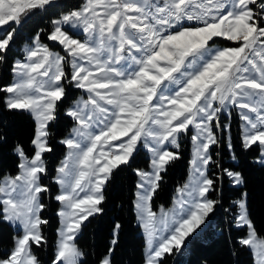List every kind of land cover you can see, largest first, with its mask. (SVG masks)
Listing matches in <instances>:
<instances>
[{"label":"snow or ice","instance_id":"1","mask_svg":"<svg viewBox=\"0 0 264 264\" xmlns=\"http://www.w3.org/2000/svg\"><path fill=\"white\" fill-rule=\"evenodd\" d=\"M57 4L0 0V66L12 75L10 84L0 85V106L29 112L36 121L32 154L14 145L18 173L0 179V222L19 229L0 264H40L31 249L47 243L45 154L53 151L50 127L71 88L88 95L64 110L72 127L60 140L67 154L55 169L62 227L52 264H82L78 232L90 216L103 212L106 185L116 170L131 167L141 148L151 153L148 170L132 169L139 177L135 207L147 235L145 264H163L166 256L182 253L214 214L221 201L211 193L225 179L244 183L240 171L212 155L220 143L214 129L229 128L221 125L222 112L237 110L241 148L255 151L254 162L264 165V0H86L51 20L47 32L36 31L22 57L11 60L19 29L36 11ZM215 38L237 46L213 47ZM190 129L193 175L177 190L173 209L157 220L151 201L180 158V138ZM227 147L235 161L230 140ZM213 167L218 171L210 172ZM234 208V226L249 229L237 243L253 249L264 264V242H255L246 199L234 201ZM120 227L114 226L113 246ZM113 250L97 264H111Z\"/></svg>","mask_w":264,"mask_h":264},{"label":"trees","instance_id":"2","mask_svg":"<svg viewBox=\"0 0 264 264\" xmlns=\"http://www.w3.org/2000/svg\"><path fill=\"white\" fill-rule=\"evenodd\" d=\"M84 0H62L57 5L46 11H36L19 29L16 44L17 48L30 38L36 31L51 29L50 21L57 18L62 12L79 8ZM46 41V40H45ZM13 46V47H14ZM16 54V51L13 50ZM14 59V55L10 56ZM11 81L10 68L0 66V85L9 84ZM73 97L69 96L60 104V114L57 121L50 127V145L53 149L46 154L49 159V176L53 174V163L57 162L63 155L64 148L57 142L63 138L72 125V121L64 115V110L69 106ZM222 121V119L220 120ZM35 122L31 115L21 112H10L0 106V138L5 143L0 144V179L5 175H15L17 168V157L12 152V147L20 144L28 155L32 154L31 140L34 137ZM236 160L231 159L232 153L226 146L225 135L220 140L219 146L212 148L214 159L222 162L226 167H234L240 171L244 183L235 187L227 179L219 185V191L212 192L214 199L221 203L211 214L206 225L194 234L186 244L185 249L178 255L166 256L163 264H177L182 258L183 264H253L250 250L241 246L237 241L246 237V228H236L233 217L237 209L234 201L239 200L246 193V202L249 218L252 221L255 234L264 240V165L254 162L257 153L255 151L245 152L240 144V130L238 119H233L230 125V137ZM189 142L180 151V158L172 163L164 174L163 181L154 195L151 204L154 209L168 207L176 189L183 184L187 177L189 167ZM148 168V159L144 152L139 151L131 167L124 166L116 170L105 188V201L103 212L89 217L80 229L75 239V244L84 253L82 264H97L98 260L111 252V264H144L145 241L140 233V228L135 222L134 196L136 190V175L133 168ZM218 169L210 172H217ZM43 183L45 181L43 180ZM56 191L55 184L50 183V194L43 196L45 209L42 218L48 223L43 226V234L47 243L42 247L33 245L32 252L40 264H52L55 253L56 230L58 227V203L54 201L53 195ZM121 225L117 242L113 246V232L115 224ZM14 229L8 224L0 222V258L13 247Z\"/></svg>","mask_w":264,"mask_h":264},{"label":"rangeland","instance_id":"3","mask_svg":"<svg viewBox=\"0 0 264 264\" xmlns=\"http://www.w3.org/2000/svg\"><path fill=\"white\" fill-rule=\"evenodd\" d=\"M59 1H62V0H58V2H59ZM85 3H86V0H84V3L82 4V6H83ZM82 6H81V7H82ZM71 34H73V35H78V33H76V32H73V33H71ZM81 38H82V37H81ZM215 41H216V42L212 45L213 47H221V48H223V47H235V46H237L235 42H231V41L223 40V39H221V38H215ZM29 42H30V41H26V42H24V43L21 44L20 47L17 48V49H16L15 46L13 47V50L16 51V54L14 55V59H13V60H15V59H20V58L22 57V55H23V50L25 49L26 46H28ZM45 42L49 44L50 49H52V50H54V51H57V52H60L62 55L64 54V53H63V50H62V48H61V46H59L56 42H50V41H47V40H46ZM210 43H211V42H210ZM65 71H67V72H70V71H71V69H70V67H69L68 65H65ZM11 82H12V75H11V81H10V83H11ZM10 83H9V84H10ZM0 95H2V94H0ZM87 95H88V94H87L84 90L76 89V88H71V89H70V96L73 97V99L71 100L69 106H70L71 104H73L75 101L80 100L82 97H83L84 99H86V98H87ZM69 106H68V107H69ZM68 107H67V108H68ZM67 108H66V109H67ZM24 112H26V111H24ZM26 113H28L29 115H31V117L33 118L32 114H30L29 112H26ZM68 118H69V117H68ZM235 118L238 119L239 130H240V134H241V127H240V126H241V123H242V122H241V120H240V117H239L238 112H237L236 109H232V110H230V111L222 112V113L220 114V120L222 119V121H220V122H221V125H222V126H223V125H228L229 128H228L227 130H225L224 128L214 129V130L216 131L217 136L219 137V140H221L222 137L225 135L226 146L228 145V142H229V140H230V139H229V137H230V125H231L233 119H235ZM69 119H70V118H69ZM33 120H34V122H35V128H36V121H35L34 118H33ZM70 120H71V119H70ZM71 127H72V125H71ZM71 127L69 128V130H68V132L65 134V136L70 132ZM194 131H195L194 129H190L189 132H188L187 134H182V136H181V138H180V144H181V147H180V150H179V151H182L183 148H185V147L187 146V142H189V155H190V157H189V167H188V173H187V177H186L185 181L183 182L182 185H180V186L176 189L175 193H174L173 196H172L170 206H168V207H158L157 209H154L153 206H152V204H151V208H152V210L157 214V220H159V217H160V215L162 214V211H169V212H170V210L173 209V207H174V201H175V199H176L177 196H178V192H177V190H178L179 188H181L184 184L188 183V182L190 181L192 175H193V166H192L191 161H192L193 156H194V146H193V143H192V141H191V135L193 134ZM65 136H64V137H65ZM64 137H63V138H64ZM63 138H61V139H63ZM61 139H59L57 143H58L60 146H62V147L64 148V152H63V155L59 158V160H58L57 162L53 163V165H52V168H53V174H52L51 176H49V174H48L49 169H50V166H49V159L46 158V154H47V153L45 154V158H46V160H47V169H48V172H47V175L43 177V179H42V183H43V180H44L45 183H43V184L47 185V186L49 187V189H50V183L55 184V186H56V191H55V193H54V195H53V198H54V196L59 192V188H60V186L54 182V177L56 176V171H55V169L60 165V162H61L62 160H64V158H65V156H66V154H67V149H66V147L60 143V140H61ZM49 141H50V139H49ZM113 143H114V144H115V143H118V141L113 142ZM219 144H220V143H219ZM216 146H219V145H216ZM213 147H215V146H213ZM213 147H212V148H213ZM227 148H228V147H227ZM140 151H142V152L145 153L146 158L148 159V166H149L151 153L147 152V151H146L145 149H143V148H141ZM211 151H212V150H211ZM255 159H256V158H255ZM255 159H254V161H255ZM255 164H257V165H261V164H259V163H255ZM214 169H215V167H213L212 169H210V171H211V170H214ZM145 170H148V168L145 169ZM17 173H18V170H17L16 174H17ZM16 174H15V175H16ZM15 175H9V174H7V175H5L4 177H7V176H15ZM4 177H3V178H4ZM3 178H2V179H3ZM136 178H137V181H136V185H137V183L139 182V177L136 175ZM233 186H235V187H240L241 185H239V186L233 185ZM137 191H138V189H137V187H136V190H135V196H134V201H133V205H134V212H135V222H136L137 226L140 228V233H141V235L143 236L144 241H145V247H144V252H143V253H144V264H145L146 257H147V251H148V244H147V235H146V231L140 226V225H141V221L138 219V210H137V208L135 207L136 193H137ZM49 194H50V191H49L48 193H46L45 196L48 197ZM211 194H212V193H211ZM81 195H83V193H81ZM211 197H212V196H211ZM242 198H243V199H246V197H245L244 194L242 195V197H241L240 199H242ZM240 199H239V200H240ZM54 201H55V199H54ZM55 202L58 203L57 201H55ZM60 207H61V205L58 203V211H59ZM217 208H218V207H217ZM217 208H216V209H217ZM58 211H57V212H58ZM57 217H58V227H57V230H56V244H57L58 239H59V237H58V230L62 227V224H61V220H62V218L59 217L58 215H57ZM90 217H91V216H90ZM84 222H85V221H84ZM206 222H207V221H206ZM83 224H84V223H83ZM10 226H11V225H10ZM203 226H205V225H203ZM203 226H202V227H203ZM11 227L14 229V232H15V234L17 235V234L19 233V229L16 228V227H13V226H11ZM245 228H246V227H245ZM248 231H249V229L246 228V236H247V234H248ZM198 232H199V230H198ZM79 233H80V231L78 232L77 236L79 235ZM16 235H15V236H16ZM77 236H76V237H77ZM190 238H191V237H190ZM190 238H189V239H190ZM189 239H188V241H189ZM188 241H187V242H188ZM187 242H186V244H187ZM255 242H257V243H259V242H264V240L259 239V238L256 236V240H255ZM56 244H55V245H56ZM246 247H247V246H246ZM247 248H248V249L250 250V252H251V255H252V258H253V264H259L258 257L256 256L255 251H254L253 249L249 248V247H247ZM184 249H185V248H184ZM55 250H56V246H55ZM179 254H180V253H179ZM179 254L174 255V256H175V260H176V258L178 257ZM177 264H183V259L181 258V259L178 261Z\"/></svg>","mask_w":264,"mask_h":264}]
</instances>
